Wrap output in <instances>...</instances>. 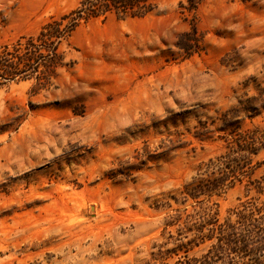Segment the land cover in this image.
Returning <instances> with one entry per match:
<instances>
[{
    "label": "rangeland",
    "instance_id": "1",
    "mask_svg": "<svg viewBox=\"0 0 264 264\" xmlns=\"http://www.w3.org/2000/svg\"><path fill=\"white\" fill-rule=\"evenodd\" d=\"M80 1L0 0V47ZM69 43L49 86L0 90V264H142L163 240L156 203L231 132L264 134V0H162Z\"/></svg>",
    "mask_w": 264,
    "mask_h": 264
},
{
    "label": "trees",
    "instance_id": "2",
    "mask_svg": "<svg viewBox=\"0 0 264 264\" xmlns=\"http://www.w3.org/2000/svg\"><path fill=\"white\" fill-rule=\"evenodd\" d=\"M162 0H81L46 22L38 34L0 47V90L35 79L49 86L61 69L73 66L62 50L74 32L108 14L132 18L151 14ZM227 150L153 209L166 211L161 242L142 264H264V134L231 132ZM238 187L245 198L222 214L221 200Z\"/></svg>",
    "mask_w": 264,
    "mask_h": 264
}]
</instances>
